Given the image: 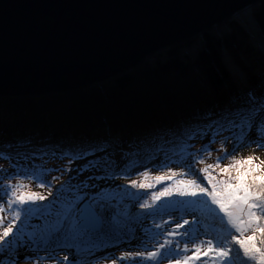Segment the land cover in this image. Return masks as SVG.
<instances>
[{
  "label": "trees",
  "instance_id": "obj_1",
  "mask_svg": "<svg viewBox=\"0 0 264 264\" xmlns=\"http://www.w3.org/2000/svg\"><path fill=\"white\" fill-rule=\"evenodd\" d=\"M254 16L261 29L257 39L264 42V0L255 5ZM222 24L229 29L216 33L208 30L103 83L54 94L0 96V206L5 209L0 217L2 226L6 224L3 230L9 223L14 225L13 232L35 224L49 207H57L62 191L73 193L72 184L79 180L73 174L75 168L87 176L85 185L78 182L80 185L75 183L76 186L89 189L102 184L130 191L135 189L131 186L133 181L144 183V173H148L147 177L153 175V179L174 173L184 180L202 181V186L211 190L205 178L208 172L213 167L222 172L231 166L230 157L239 156L238 151L233 155L229 151L230 156L227 151L225 158L215 164L213 144L239 132L247 149L264 130V51L256 46L255 35L241 19L231 18ZM197 40L202 43L193 57L182 53L184 46ZM233 65L244 78L232 71ZM225 139L223 145L227 146ZM44 163H51V167ZM177 170L181 174L174 172ZM226 174L235 177L236 172ZM41 181H46L47 186L41 187ZM89 191L76 201L80 206L88 199L92 204L93 194ZM141 191L144 192L136 196L137 202L119 211L118 218L105 217L98 233L71 228L70 222L58 233L49 231L44 235L48 229L38 233L33 228L31 233L16 235L22 237L24 248L9 251L7 246L0 247V260L15 264L23 258L34 259L32 253L43 248L49 258L67 257V264L79 263L83 257L94 258L98 248L110 250L102 245L107 241L114 240L119 247H134L145 241L141 228H155V220L167 214L164 223L188 220L198 226L189 232L204 243L213 240L214 244L223 242L238 248L228 239V233L238 234L208 211L211 208L223 216L207 197H183L180 201L181 196L174 193L172 198L160 199L161 203L155 205L145 201L152 196L150 190ZM22 194L45 199L24 205L8 204L9 199L15 201ZM129 195L124 198L130 201L132 193L131 198ZM194 200L207 201V206L197 204L196 211H192ZM141 204L151 207L141 208ZM156 208L162 209L156 212ZM105 214L100 211L101 216ZM67 226L70 228L65 229ZM80 248L87 253L76 256ZM65 251L69 252L67 256H55L56 252ZM211 256L208 264H220L214 254ZM239 256L236 264H247L242 250Z\"/></svg>",
  "mask_w": 264,
  "mask_h": 264
},
{
  "label": "water",
  "instance_id": "obj_2",
  "mask_svg": "<svg viewBox=\"0 0 264 264\" xmlns=\"http://www.w3.org/2000/svg\"><path fill=\"white\" fill-rule=\"evenodd\" d=\"M260 1L0 0V96L106 82ZM81 206L78 229L100 231L96 208Z\"/></svg>",
  "mask_w": 264,
  "mask_h": 264
},
{
  "label": "rangeland",
  "instance_id": "obj_3",
  "mask_svg": "<svg viewBox=\"0 0 264 264\" xmlns=\"http://www.w3.org/2000/svg\"><path fill=\"white\" fill-rule=\"evenodd\" d=\"M254 7L252 8L251 15H247L248 13H244L239 15L241 18V21L246 23L247 30L252 35H260L261 29L259 28V23L256 20L254 16ZM237 17V16H235ZM222 25V26H220ZM217 27L213 28V31L216 33L218 31H225L227 28L229 29V26L227 24H220ZM262 39H260L261 41ZM260 41L257 44L259 47H261ZM187 42V41H186ZM184 43V42H183ZM202 41L197 40L192 45L184 46L181 51L183 54H189L192 57L195 55L197 49L201 45ZM263 47V45H262ZM264 48V47H263ZM166 49H164L161 53H165ZM156 59V55L153 54L148 58L147 60H154ZM229 59V58H228ZM228 62H231L229 59ZM233 67H235L233 65ZM231 71V69H230ZM233 72H236L237 74L241 75L244 78L243 73L240 71V69H232ZM231 71V72H232ZM247 132V131H246ZM264 130L260 131L257 138H255L252 142H250V145L247 146L243 141L242 135L237 132L236 136H230L226 139L223 138L219 141H216L214 143L215 150L212 151V155H214L213 162L216 164L218 159H224L225 153L228 151H231V155L235 154V152L238 151L239 156L237 157H230L229 165H233L236 161H242L251 158L253 160L254 165H259L262 171H264ZM238 134V135H237ZM252 135V134H251ZM250 135V136H251ZM224 139L226 140L227 146H224L225 143ZM244 143V144H243ZM196 149L198 147L196 146ZM230 156V154H229ZM64 163V162H62ZM68 163V162H66ZM64 163V164H66ZM51 163H44L43 165L45 167H51ZM228 164V163H227ZM213 170L208 172L207 176H211L214 178L213 182H219V181H225L229 179V175L226 173L220 172L217 168H212ZM216 171V172H215ZM175 173H180L179 170L174 171ZM232 173L235 172L233 169L231 171ZM73 174L76 177H79V180H74V184H72L73 193L65 194V191H62L60 195H58L57 198L60 200V204L56 207H49L48 210L43 213V216L38 220L37 223L32 225H24L22 227H18L14 229L15 235H24L27 233H31L33 228L35 229L34 232L42 233L44 230H47V232H44V235L48 233L49 231H54L55 233L64 231V225L66 222H70L71 228H76L78 226L77 224L81 223L79 220V213L82 212V208H80V205L76 202L80 199H82L83 195L86 194L89 190L90 193L93 194V200L91 197V202L94 205V207L100 210H97L100 214L101 212H105L106 214L104 216H101L103 220H105V217L113 216L111 220H114L115 218H118V212L123 211L124 209L128 208L133 202H137L136 196L141 195L143 192L141 189L135 188L128 190H123L124 188H115L112 185H100L93 187L91 185V189H88L82 185L80 187H77L76 184L80 185L79 183L84 184L87 180V176H84L83 172L79 168H75V172ZM181 174V173H180ZM167 175V174H162ZM63 176H67L65 173ZM156 176V175H155ZM168 176H172L171 180H166L163 184H155V179H153V175L144 178V183H153L155 184L154 188L149 189V194L152 195L154 192L162 191L165 187H174V181L184 180L182 177H176L172 174L168 173ZM232 176V175H231ZM234 177V176H232ZM155 178V177H154ZM79 182V183H78ZM76 183V184H75ZM85 185V184H84ZM138 190V191H136ZM93 191V192H91ZM136 191V192H135ZM130 193H132V199L129 201L125 196H128ZM129 195V198H131ZM61 197V198H60ZM152 196H148V198L142 197V199H145V201L152 202L156 205V203H161L160 201H153ZM173 195L170 197L172 198ZM181 200H184L183 197H178ZM167 199V198H166ZM169 199V198H168ZM89 201V199H88ZM174 199H172V202ZM85 202V200H84ZM169 201L168 203H170ZM165 203V202H163ZM82 207V206H81ZM38 209L37 207H34ZM157 209V208H156ZM185 209V208H184ZM54 211V214H52ZM119 212V213H120ZM126 212V211H125ZM165 218H162L161 220H155V228L149 229L146 227H142V235L141 238H144L145 241L137 244L134 247L131 246H122L117 247L110 250H103V248H98L95 252L94 258L89 257H83L81 262L75 263L70 262L71 264H113V261H116V264H176L177 260L181 261V264H183V258L186 256H193L195 252V248L197 246L201 247V253L205 251L208 247L207 243H204L200 241V239L192 234H190L189 229H195L192 224H187L184 227H179V225L183 224V221L177 220L172 223L165 222L166 218L169 217L168 214L164 216ZM2 217H0V233H2L3 227L6 225L4 224L2 226ZM72 224V225H71ZM35 226H38V228H35ZM41 226H44V228H41ZM70 226H67L65 229L70 228ZM43 229V230H42ZM185 243H187L188 251L184 250ZM163 245V247H161ZM43 251L35 250L32 254L35 255L34 259H27L23 258L22 260H18L15 264H67V260L64 258L62 259H54L49 258V254L42 248ZM150 252H157L159 255L157 258L149 260L146 259L148 253ZM87 253L82 248L78 251L76 256H82L83 254ZM126 253H143V257H128L124 260H120V257L125 256ZM69 254L68 251L65 252H56L55 256H67ZM212 253L209 254L208 257H205L201 254L200 260H192L189 262V264H208L209 259H212ZM45 257V258H44ZM68 259V258H67ZM215 264V263H213Z\"/></svg>",
  "mask_w": 264,
  "mask_h": 264
},
{
  "label": "snow or ice",
  "instance_id": "obj_4",
  "mask_svg": "<svg viewBox=\"0 0 264 264\" xmlns=\"http://www.w3.org/2000/svg\"><path fill=\"white\" fill-rule=\"evenodd\" d=\"M264 135V133H262ZM201 162V161H198ZM219 166L218 164L216 165ZM247 166V167H245ZM235 170L236 175L232 177L229 175V179L225 181L213 182L214 178L206 176L208 185H211L209 190L207 185L202 186V181L197 179L179 180L174 181V187H165L162 191L154 192L152 194V200L159 201L161 198H170L174 193L181 197H207L210 199L211 204L215 205L219 209V213H223V216L215 213L214 209L209 208L208 211L213 213L215 219H218L222 225H228L238 235L228 233V239L238 245V248L234 249L229 247L228 244L223 242H216L208 240V247L203 253H201V247L197 246L193 256H186L183 258V264H189L192 260H200L201 254L208 257L210 253L214 254L215 259L220 260V264H236V261L240 259L239 253L242 250L243 257L246 258L247 264H264V172H261L259 165H254L251 158L236 161L230 167L222 169L223 173L230 174L232 170ZM207 171V170H205ZM175 174L173 173V176ZM147 178L148 173H144ZM155 184H163L166 180H171L172 176L161 175L156 176ZM153 183H140L137 184L133 181L131 186L139 189H151L155 187ZM41 187L47 186L46 181H41ZM11 187V186H8ZM16 190L12 191V196L15 197ZM43 201L45 197L35 195H20L8 200V204L13 202L24 205L29 202H35L36 200ZM192 211H196V205L201 204L207 206V201H192ZM141 208H149L151 205L141 204ZM163 208V207H162ZM162 208L155 209L156 212H160ZM5 209L0 206V212ZM16 217H20V213H16ZM226 218V220H225ZM192 223H196L193 221ZM189 224L188 220H184L183 224L179 227ZM14 225L9 223L0 233V247L7 246L9 251H12L15 247L24 248L25 242L22 237L16 236L13 232ZM246 233H251L246 235ZM163 247V245H161ZM184 250L188 251L187 243H185ZM235 252L236 256L233 257L232 253ZM19 253H17L18 255ZM7 255V253H5ZM157 252L148 253L146 259L152 260L158 257ZM143 253H126L125 256L120 257V260H124L128 257H143ZM67 259V257H65ZM0 264L3 261L0 260ZM116 264V261H113ZM176 264H181L180 260H177Z\"/></svg>",
  "mask_w": 264,
  "mask_h": 264
},
{
  "label": "bare ground",
  "instance_id": "obj_5",
  "mask_svg": "<svg viewBox=\"0 0 264 264\" xmlns=\"http://www.w3.org/2000/svg\"><path fill=\"white\" fill-rule=\"evenodd\" d=\"M252 6L251 7H249L248 9H246V10H243V11H241V12H238L237 13V17H235V16H233V18H239V19H241V17L238 15V14H244V13H248L247 15H251V13H252ZM224 23V22H223ZM255 38H256V41H255V43H256V46H257V44H258V35H255ZM260 44H261V49H262V45L264 46V42H263V40H261L260 41ZM258 47H259V45H258ZM61 93V92H60ZM263 117H264V114H263ZM92 233H98V231H92ZM103 245V247H104V249H106V248H110V249H114V248H117V247H119V246H117L116 245V241H114V240H110V241H107V242H105L104 244H102ZM45 258V257H44Z\"/></svg>",
  "mask_w": 264,
  "mask_h": 264
}]
</instances>
